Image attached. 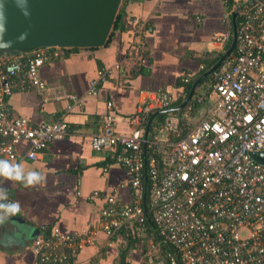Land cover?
Segmentation results:
<instances>
[{"label": "built area", "instance_id": "obj_1", "mask_svg": "<svg viewBox=\"0 0 264 264\" xmlns=\"http://www.w3.org/2000/svg\"><path fill=\"white\" fill-rule=\"evenodd\" d=\"M231 9L239 18L236 43L210 73L214 98L204 113L193 120V104L166 112L150 124L144 139L147 115L169 108L173 95L149 91L129 119L134 125L129 134L116 130L113 104L107 101L90 146L108 151L125 171L129 201L107 195L97 221L78 233L41 225L31 243L33 264H67L99 232L111 237L127 229L142 242L148 218L159 243L166 245L169 264H264V160L253 154L264 149V0H242ZM223 21L230 23L229 11ZM128 24L135 34L146 28L135 17ZM230 36L228 28L214 41ZM67 48L0 54V152L8 159H17L22 142L24 157L36 159L48 144L69 134L65 120L35 124L13 113L8 102L14 92L32 91L41 102L67 98L65 110H71L80 99L58 92L39 71ZM128 54L138 58V45L133 43ZM108 72L97 69L88 95L97 94Z\"/></svg>", "mask_w": 264, "mask_h": 264}, {"label": "crops", "instance_id": "obj_2", "mask_svg": "<svg viewBox=\"0 0 264 264\" xmlns=\"http://www.w3.org/2000/svg\"><path fill=\"white\" fill-rule=\"evenodd\" d=\"M230 1L121 0L122 26L112 29L108 43L64 49L58 58L39 69L40 76L54 84L58 92L65 90L80 99L71 110H65L67 98L41 102L32 91L9 96L13 113L35 124L65 120L69 134L48 144L36 159L24 157V142L17 145L15 160L0 152V159L21 164L26 171H38L45 178L34 187L0 178V187L7 191V197L20 204L17 214L0 221V264H33L31 243L41 225L78 233L97 221L107 195L115 193L120 201H129L125 171L110 160L108 151H94L90 146V135L102 123L106 102L113 104L116 130L129 134L134 128L129 119L146 101L149 91L170 92L172 103H176L170 107H177L196 82L187 102L194 106L190 116L193 114L196 121L214 98L210 74L202 77L209 69H205V62L217 61L232 41L231 8L242 0ZM227 11L229 24L223 21ZM131 17L146 22L144 31L133 33L128 24ZM237 18L236 13L235 28ZM228 28L231 36L224 42H215V37L225 34ZM133 43L138 45V58L128 54ZM100 67L109 70L107 78L99 84L96 95H88V84ZM187 84H191L189 90ZM198 96H202V101H197ZM158 110L161 109L147 115L145 126ZM165 113L155 116L152 123ZM129 233L122 229L109 237L99 232L94 242L84 245L67 264H144L145 254L138 251L135 242L120 260ZM147 235L148 242L160 249L159 239L154 240L156 234Z\"/></svg>", "mask_w": 264, "mask_h": 264}, {"label": "water", "instance_id": "obj_3", "mask_svg": "<svg viewBox=\"0 0 264 264\" xmlns=\"http://www.w3.org/2000/svg\"><path fill=\"white\" fill-rule=\"evenodd\" d=\"M121 0H0V54L27 53L45 46L98 47L111 30ZM236 11L232 13L233 37L222 56L202 75L213 69L236 43ZM196 82L177 107L153 112L143 137L147 138L155 116L182 109L190 100ZM145 149V143L143 144ZM264 160V149L253 153Z\"/></svg>", "mask_w": 264, "mask_h": 264}, {"label": "clouds", "instance_id": "obj_4", "mask_svg": "<svg viewBox=\"0 0 264 264\" xmlns=\"http://www.w3.org/2000/svg\"><path fill=\"white\" fill-rule=\"evenodd\" d=\"M0 178L21 183L24 187H34L44 181V176L35 170L26 171L21 164L0 159ZM7 191L0 187V221L20 211L18 202H7Z\"/></svg>", "mask_w": 264, "mask_h": 264}, {"label": "trees", "instance_id": "obj_5", "mask_svg": "<svg viewBox=\"0 0 264 264\" xmlns=\"http://www.w3.org/2000/svg\"><path fill=\"white\" fill-rule=\"evenodd\" d=\"M230 2H232V1H230ZM121 18H122V11H121L120 8H118V11L116 13L114 22L112 24L111 30H110V32L108 34V37H107L105 43H108L109 42L110 36L113 33L112 29H114V28H119L120 29L121 28V26H122V22H121L122 19ZM237 20H238V18H237ZM67 49H77V47H69ZM215 61H216V59H212V60L206 61L205 62V69L210 68L215 63ZM190 86H191V84H187L186 85V89L189 90ZM175 104L176 103L174 102V104L172 103L171 105H175ZM161 117H162V115H159L158 119L161 118ZM146 225H147L146 233H148L147 236H149V232L155 233L154 232V230H155L154 225L152 224V222L150 221L149 218H148V220H146ZM158 239H160V238L158 236H155L154 240L155 241H158ZM126 241H127V245H126L125 249L121 251L120 260L124 259V255L126 254L125 252L129 249V247H131L130 245H133L134 242L135 243H138L139 239L136 236H134V234H132L130 232L127 235V240ZM160 245H161L162 251H164V249L166 250V245H164V244H160ZM165 260H166L165 263L166 264H169V262H168V260L166 258H165Z\"/></svg>", "mask_w": 264, "mask_h": 264}, {"label": "rangeland", "instance_id": "obj_6", "mask_svg": "<svg viewBox=\"0 0 264 264\" xmlns=\"http://www.w3.org/2000/svg\"><path fill=\"white\" fill-rule=\"evenodd\" d=\"M160 136L163 137L164 134L163 133H160ZM241 234L244 235V231H241ZM148 238L150 239V237H146L144 236L143 238V241H138L137 243V248L138 251L140 250L141 254H145V255H142L143 258H144V264H166L165 263V257L163 256V251L160 247V249H158V247L156 246L154 248L151 247L150 245H148Z\"/></svg>", "mask_w": 264, "mask_h": 264}]
</instances>
